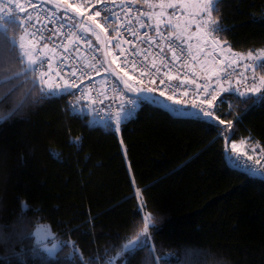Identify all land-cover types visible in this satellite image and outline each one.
<instances>
[{
    "label": "trees",
    "instance_id": "16d2710c",
    "mask_svg": "<svg viewBox=\"0 0 264 264\" xmlns=\"http://www.w3.org/2000/svg\"><path fill=\"white\" fill-rule=\"evenodd\" d=\"M213 16L228 29L216 36L233 50L264 48V0H222ZM18 69L9 61L0 74ZM30 87L29 80L21 91ZM241 100L223 94L215 113L233 121L236 142L261 151L264 103ZM225 148L215 128L156 103H140L120 134L71 114L68 96L30 105L0 124V264H71L67 248L56 260L31 255L36 238L28 233L37 223L89 257L122 244L149 212L154 257L175 252L157 264H264V177L232 165ZM21 202L30 206L23 224ZM138 205H146L140 214ZM146 257L142 250L126 258L143 264Z\"/></svg>",
    "mask_w": 264,
    "mask_h": 264
},
{
    "label": "snow or ice",
    "instance_id": "6c2138e0",
    "mask_svg": "<svg viewBox=\"0 0 264 264\" xmlns=\"http://www.w3.org/2000/svg\"><path fill=\"white\" fill-rule=\"evenodd\" d=\"M124 2L125 0H120L121 7H123ZM156 2L157 0H128V3H143L150 8ZM221 2L222 0H196L198 11L195 16L197 18L189 22L188 27H190L192 22H195L197 28L195 35L202 37L205 43L209 42L208 37L218 35L222 31H228V29L220 25L218 17L213 16L214 12H218V5ZM112 3L115 4L116 0H112ZM158 3L162 8L168 7L174 9L169 14L170 18L167 21L157 19L153 27V25L145 23L139 17L136 18V23L140 29L151 28L154 30L156 34L155 38L149 36L147 31L143 34L139 33L130 19L127 25L123 26L125 31L130 33L132 37L146 45L142 50V61L136 59V57L141 55V52L133 50L129 53L132 59L130 60L129 56H125L123 63L125 65L131 63L134 68L141 69V77L150 76L151 85H156L157 79H159V85H165L167 81L169 86L174 90L182 89L184 96L188 95L189 86L195 85V92L198 95L202 94L207 97L200 100V104L207 105L208 110H205L203 107L197 108L196 101L193 100L191 107L194 111L184 109V112L215 128L217 136L223 135L226 141L224 153L226 159H232L227 147V144L230 143L231 153L237 154L235 162L240 167L247 169L250 175L264 177V166L257 168L249 165L247 161L253 160V156L247 155V152H242L238 147L234 138L235 133L232 131L233 121L221 119L220 115H217L212 110L222 93L238 95L242 98L241 102L248 105L264 103V48L249 50L247 53H234L231 47H229L228 51L233 56H239L245 62L241 63L237 59H232L226 63L227 58L217 59L216 63L224 65V67L219 70L212 66L202 68L201 70L205 72L202 79L206 80L207 83H197L196 78H191L186 74L181 75L185 67L184 64L176 67L175 70L172 67L176 61L181 59V55L184 53L191 56L193 61L197 59L196 56L191 55L192 45L188 41L191 40L192 36L185 35L187 27L182 29L178 22L173 24L171 19V17L176 16L175 9L177 6L186 8L189 0H158ZM101 4L104 6L100 8L96 7ZM46 5H52V7L49 8ZM89 7L94 9V11H92L91 15H86ZM29 8L32 10L31 12ZM125 11L131 12L132 9L127 8ZM32 12L36 13L35 20L33 19ZM160 15L162 16L163 13ZM141 16H147L151 20L153 13L141 12ZM118 19L117 11L112 7H108L106 0H75V2L74 0H39V2H36V0H0V69H3L4 64L9 61L19 65V69L12 72L11 75L5 76L0 74V124L21 115L27 107L42 100L71 95L75 96L77 101H79L81 96H78L77 91L74 90L81 91V95L83 93L80 89V84L75 79H72V77L77 76L78 71L77 68L69 63L73 59L72 53L80 51L79 42L93 48L94 52H100L101 49L95 47L89 37L94 36L97 42L104 44L105 40H109L108 26L115 23ZM162 24L164 25L163 28L161 27ZM49 25H52V27H49ZM18 29L21 30L19 35H17ZM113 31L116 33V36L121 35L116 29ZM101 33L104 34L103 39L100 35ZM112 39H115V37ZM157 40L161 43H158ZM123 42L132 44L135 49L134 40L125 39ZM212 43L226 44L227 42L212 41ZM153 45L159 48V52L156 55L161 57V61L158 65L156 60L153 59L149 66L145 62L148 61L149 55L152 54L150 49ZM70 46L72 47L70 48ZM165 46L171 52L170 60L166 55H162L165 53ZM38 48L40 49L39 53L37 52ZM60 48L63 51L60 53L58 60L54 61L57 50ZM114 48L120 50V55L106 52L104 55L112 56V59L108 67L104 68V71L108 72L112 65H116V69L119 72L113 69L112 75L116 77V80L123 83V89H120L116 84L113 85L114 89L118 92V97L113 99V102L117 105L116 110L114 113H108L107 118L104 116L98 117L100 121L107 124L114 134L121 132L122 125L133 117L136 107L142 102L157 103L159 98H165L166 101L171 102L173 111H182L181 106L185 102L177 99L175 95H166L165 89L152 86L136 87L130 83V81L137 78L130 76L126 68L121 67L117 63L120 60V56L124 55L125 50L121 47L119 41L114 44ZM49 49L52 56H49L47 51H45ZM178 51L181 55L177 54ZM199 51L203 52L204 48H199ZM93 60H97L99 63L95 55L93 56ZM54 62L57 64L55 68ZM44 68H47V71H42ZM229 68L233 70L229 71ZM237 68L242 69V71H236ZM53 72H55V77H59V80H55V77L52 76ZM81 72L82 75L85 74L83 70ZM36 73H39L38 79L36 78ZM119 73H123V76L121 77ZM234 74L238 77L235 83L232 82ZM123 77H127V79ZM29 80L31 87L21 91V88ZM173 81H178V84L172 85L171 82ZM81 83H83L82 80ZM138 83L144 85V80L140 79ZM225 84H227V87L224 86ZM241 87H243V91ZM37 93H39L38 97ZM129 93L135 95H128ZM92 103L95 104L96 101L93 100ZM99 103L103 104V100H100ZM220 103H223L222 99ZM126 104L128 107L125 106ZM69 108L74 113L82 111L75 104H70ZM223 114L221 113V115ZM227 114L230 115L231 110ZM239 120L240 117H236V121L239 122ZM89 124H91V121H89ZM221 125L225 127L221 129ZM75 142H78V138ZM239 143L243 145L245 144V140L241 139ZM256 147H259L258 143L253 146V152H255ZM261 153H264V148H261ZM241 156H247V161H241ZM261 159H264V156L255 159V165H261ZM137 193H140L139 189H137ZM29 207L26 202H21V224L24 223V215ZM145 207L146 205H138L136 214H140ZM155 224L156 219L152 213H146L142 216V226L133 235L124 237L122 244L111 245L104 250L103 254L98 252L92 256L85 257L75 241L70 239L63 240L59 234L51 231L50 226L37 223L28 233L36 238L35 246L31 248V255L39 257L41 253H45L49 260H56L60 258L59 253H62L67 248L69 251L66 257L71 261V264H115L117 261H120V264H129L126 255L133 256L138 251L146 250L147 257L143 264H157V259L159 261L167 260L169 257L175 255V252L166 253L158 258L154 257L155 247L151 242V230H155ZM133 226H135V221H133ZM76 230L78 231V229ZM72 231L74 230L69 229L68 233ZM41 233L43 234L41 235ZM18 236L22 240L24 233L21 232ZM49 236L56 242L47 241ZM0 242H6L2 230H0ZM188 251L191 252V250ZM212 264H222V262L213 261Z\"/></svg>",
    "mask_w": 264,
    "mask_h": 264
},
{
    "label": "built area",
    "instance_id": "2783aa9c",
    "mask_svg": "<svg viewBox=\"0 0 264 264\" xmlns=\"http://www.w3.org/2000/svg\"><path fill=\"white\" fill-rule=\"evenodd\" d=\"M106 3L108 7L114 8L117 11V14L119 16V19L115 23H112L110 26L106 25L109 27V32H108L109 40H105L104 44L93 43L95 47H99L101 49L100 52H94L93 48H90L88 45L82 42H79L80 51L73 52L72 53L73 59L69 61V63L72 66L78 69L77 76L72 77V79H75L77 83L80 84V89L82 90V93H83L81 95V91L74 90V91H77L78 96H81V99L79 101H77L75 96H71V95L68 96V109L71 112V114L85 118L87 120L88 125H90L93 128H103L106 130H111L107 126V124L105 122L100 121L98 117L104 116L105 118H107L108 113L110 112L114 113L116 110L117 105L116 103L113 102V99L118 97V92L114 89L113 85L116 84L118 85L120 89H123V86L121 85V83L118 80H116V77L114 75H112L111 69H109L108 72L104 71V68L108 67L105 56H104V51L112 52L114 55H120V50L114 48V44L118 41L121 43V47L125 50V53L124 55L120 56V60H118L117 63L120 64L121 67H125L126 70L129 72L130 76H134L137 78L136 80L130 81V83H132L136 87L152 86V87H160L162 89H165L166 95H175L177 99H181L182 101H184L185 103L183 105V108L185 109H190L191 111H194L191 106H192L193 100H195L197 104V108L203 107L205 108V110H208L207 105L200 104V100L205 99L207 97L202 94L198 95L194 90L195 85L189 86V93L187 96H184L182 89L174 90L172 87L169 86V83L167 81L165 85H159V79H157L156 85H151L150 76L141 77L140 75L141 69L134 68L131 63L127 65L123 63L125 56H129V53L133 50L141 52V55L136 57V59L142 61L143 60L142 50L144 49V47H146V45L142 44L140 40L135 39L134 37L130 35V33L125 31V28L123 26L127 25L128 20L129 19L132 20L133 26L136 29H138L139 33L143 34L145 31H147L148 35L154 38L156 37L154 30L151 28L140 29L139 25L136 23V18L139 17L145 23H150L151 25H153V27L155 25L152 22V20H149L147 16H141V12H147L145 4L143 3L131 4V3H128V0H125L123 7L120 6V0H116L115 4L112 3V0H106ZM155 4H159L158 0ZM103 6L104 5L101 4V5H97L96 7L100 8ZM46 7L50 8L51 6L46 5ZM127 8H131L132 11L126 12L125 9ZM29 11L31 12L32 10L29 8ZM92 11H94V9H91V7H89L88 11H86V15H91ZM32 16H33V19L35 20L36 13L32 12ZM49 27H52V25H49ZM114 29L118 30L121 33V35L116 36V33L113 31ZM101 37L102 39L104 38L103 33H101ZM113 37H115V39H112ZM125 39L134 40L135 49L133 48L132 44L124 43L123 41ZM143 39H146V38H143ZM157 42L161 43L159 40H157ZM162 46L164 45L162 44ZM71 47L72 46H70V48ZM185 47H187V45H185ZM50 48H51V45H50ZM62 51H63L62 48L57 50L56 56L54 57V61L58 60L60 53ZM150 51L152 54L149 55L148 61H146L145 64L150 66L151 61L155 59L157 64L159 65L161 61V57L156 55V53L159 52V48L153 45ZM177 54L181 55L179 51L177 52ZM94 55L97 57L99 63L97 62V60H93ZM162 55H166L169 60L171 59V52L168 51L166 46H165V53ZM191 55L196 56L197 59L193 61L191 59V56H189L187 53H184L183 55H181V59L176 61V63L172 66L173 69L175 70L176 67H179L181 64H184L185 67L182 70L181 75L186 74L191 78H196L197 83H207L206 80L202 79V77L205 75V72H203L201 69L207 68L210 66L216 67V64H217L216 60L218 59V56H216L214 52H193V51H191ZM108 57H109V62H110L112 59V56H108ZM129 59L131 60L132 57L129 56ZM55 67H57V64L54 62V68ZM111 68L116 69V65H112ZM81 70H83L85 74L82 75ZM116 70L119 72L118 69ZM228 70L232 71L233 69L229 68ZM42 71H47V68L42 69ZM236 71H242V69L237 68ZM194 73L195 75H193ZM120 75L123 76V73H120ZM52 76L55 77V72L52 73ZM235 76L236 75L234 74L232 78H234ZM36 78L37 79L39 78V73H36ZM65 78H68V77H65ZM123 78L127 79V77H123ZM140 79L144 80V85H140L138 83V80ZM55 80H59V77H55ZM81 80L83 81V83H81ZM171 84L176 85L178 84V81H173L171 82ZM128 95H135V94L129 93ZM105 97H108V98H105ZM93 100L96 101L95 104L92 103ZM100 100H103V104L99 103ZM70 104H75L78 108L82 109V111L79 113L72 112L69 108ZM125 106L128 107L127 104ZM139 109H140V104L136 107L134 115L131 119H133L137 115ZM212 110L215 112L216 104ZM89 121H91V124H89ZM256 154L259 158H261V156H264V153H261V151H256ZM229 155L232 157V159H228L229 162L232 165L240 167L235 162V158L237 154L229 153ZM240 159L241 161H247V156H241ZM255 159L256 158H253V160L247 161V163L257 168L264 166V163H261V165H255L254 163ZM240 168H243V167H240Z\"/></svg>",
    "mask_w": 264,
    "mask_h": 264
},
{
    "label": "rangeland",
    "instance_id": "374dc122",
    "mask_svg": "<svg viewBox=\"0 0 264 264\" xmlns=\"http://www.w3.org/2000/svg\"><path fill=\"white\" fill-rule=\"evenodd\" d=\"M36 2H39V0H36ZM48 6L52 7V5H48ZM145 7H146L147 12L153 13V16H152L151 20L154 23V25L156 24L157 19H160V20H163V21H167L170 18L169 14L174 11V9H172V8H168V7H163L162 8L159 4H155L151 8L148 7L147 5H145ZM197 11H198V5L196 3V0H189L188 6L186 8H183V7L178 5L177 8L175 9L176 16L175 17H171L172 23L175 24V23L178 22L181 25L182 29L187 27V32L185 33V35L186 36L187 35H191L192 36L191 40H189L188 42L192 45V51L193 52H201V51H199V48H204L203 52H209V51L213 50L214 48H217L216 45H214V43H212V41H217L218 37L216 35H214L212 37H208L207 39H208L209 42L205 43L204 39L202 37H198V36L195 35V33L197 31L195 22H192L190 24V27H188L189 22L194 21L197 18L195 16ZM161 13H163L162 16L160 15ZM161 27L163 28L164 25L162 24ZM97 31H99V30H97ZM89 38L93 41V43H98L99 44V42H97L95 40L94 36H90ZM45 51H47L49 56H52L50 49L49 50H45ZM37 52L38 53L40 52L39 48L37 49ZM233 52L234 53H247V52H239V51H235V50H233ZM215 53H216V56H217V52H215ZM235 59H237V58H235ZM238 61H241V60H238ZM241 63H243V62H241ZM249 75H250V73H249ZM236 79H238L237 76L232 78V81L236 80ZM225 85H227V84H225ZM156 104H158L160 106H163V107H166V108H169V109L172 110L171 102L170 101H166L165 98H159V100H158V102ZM181 107H182V111L181 112H176V111H173V110L172 111L177 116L188 114L187 112H184L185 108H183V106H181ZM188 110L191 111L190 109H188ZM247 155H251V156H253V158H256V159L259 158L257 156V154H256V150H255L254 154L247 153ZM42 234L43 233H41V235ZM49 238H50V236L47 238V241L49 240ZM126 257H127V255H126ZM115 264H120V261L115 262Z\"/></svg>",
    "mask_w": 264,
    "mask_h": 264
},
{
    "label": "crops",
    "instance_id": "0c3cea01",
    "mask_svg": "<svg viewBox=\"0 0 264 264\" xmlns=\"http://www.w3.org/2000/svg\"><path fill=\"white\" fill-rule=\"evenodd\" d=\"M217 41H220V40L217 38ZM220 42H222V41H220ZM214 45H216L217 48H214L213 50H211L209 52H214V53L217 52V56L219 59L227 58L226 63H228L229 61H231L232 59H235V58H237L238 60H241L240 62H244L241 57L233 56V54L228 51V48L230 46L227 43L226 44L219 43V45L218 44H214ZM222 67H224V65L216 64L215 68L217 70H219ZM213 79H215V78H213ZM235 81L236 80H233L232 82L235 83ZM225 86L227 87V85H225ZM241 90L243 91V87H241ZM223 94H228V93H222L220 96H222ZM239 142L240 141H237V144H238V147L241 149L242 152L254 154V152L252 151L253 146L250 145L247 140H245V144H243V145H241ZM255 150L257 151V148Z\"/></svg>",
    "mask_w": 264,
    "mask_h": 264
},
{
    "label": "water",
    "instance_id": "95a60500",
    "mask_svg": "<svg viewBox=\"0 0 264 264\" xmlns=\"http://www.w3.org/2000/svg\"><path fill=\"white\" fill-rule=\"evenodd\" d=\"M106 53V51H104V54ZM105 56V59H106V62H107V65L109 64V57L108 56H106V55H104ZM111 70H113L112 68H111ZM117 71V70H116ZM118 72V71H117ZM119 75H120V73H119ZM121 76V75H120ZM122 77V76H121ZM120 82V81H119ZM121 83V85L123 86V83L122 82H120ZM183 116V115H182ZM227 147H228V152H229V143L227 144Z\"/></svg>",
    "mask_w": 264,
    "mask_h": 264
},
{
    "label": "bare ground",
    "instance_id": "6f19581e",
    "mask_svg": "<svg viewBox=\"0 0 264 264\" xmlns=\"http://www.w3.org/2000/svg\"><path fill=\"white\" fill-rule=\"evenodd\" d=\"M261 163H264V159H261Z\"/></svg>",
    "mask_w": 264,
    "mask_h": 264
}]
</instances>
